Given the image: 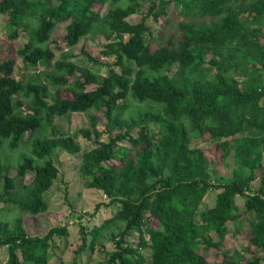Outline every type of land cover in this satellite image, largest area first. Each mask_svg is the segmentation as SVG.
<instances>
[{"label":"trees","instance_id":"trees-1","mask_svg":"<svg viewBox=\"0 0 264 264\" xmlns=\"http://www.w3.org/2000/svg\"><path fill=\"white\" fill-rule=\"evenodd\" d=\"M108 2L0 0L7 29L0 51L10 52L0 59V151L32 145V155L20 156L16 165L0 159V201L20 210L0 219L7 263L50 264L54 236H69L66 226L30 235L24 215L49 209L46 194L60 172L53 153L82 151L80 136H94L97 144L83 150L80 166L85 186L108 199L96 211L108 204L116 212L94 228L91 240L81 227L77 252L94 249L110 224H124L109 257L93 264H211L206 251L244 223L257 250L245 247L233 260L225 253L222 264L264 263V0H149L148 13L136 23L129 18L141 11L140 0H111L104 12ZM151 16L164 18L165 28L175 25L167 38L155 39ZM63 24L61 44L54 35ZM22 31L29 39L16 46ZM98 34L108 40L102 56L114 61L103 65L87 52L97 70L81 67L70 49ZM102 66H108L106 75ZM98 112L106 117L105 130L116 132L108 141L101 140ZM69 113L87 114L89 125L74 133L58 130L55 118ZM193 138L213 142L224 159L233 153L231 181H211L212 160L204 147L191 145ZM125 140L130 147L117 149ZM29 172L34 175L26 183ZM17 189L20 198L13 196ZM211 190L218 191L212 205L205 201ZM238 196L245 198V215L234 211Z\"/></svg>","mask_w":264,"mask_h":264},{"label":"rangeland","instance_id":"rangeland-1","mask_svg":"<svg viewBox=\"0 0 264 264\" xmlns=\"http://www.w3.org/2000/svg\"><path fill=\"white\" fill-rule=\"evenodd\" d=\"M111 0H109L110 2ZM142 3L141 11L132 15L129 20L133 23L139 22L141 18L148 13L150 2L149 0H140ZM108 2L107 6L103 8L105 12L110 5ZM124 4V2L122 3ZM99 7V5H97ZM174 3L168 5L169 13L174 11ZM164 18L155 20L152 16L148 18L147 23L152 30L153 36L156 38L162 37L167 38L169 33L174 30L175 25L172 24L165 28L163 26ZM66 24L60 25L55 31V38L59 43H64V33ZM149 33L147 38L151 44L152 49L158 47V42L154 40ZM128 36H126L127 38ZM0 38L7 40V29L4 14L0 13ZM29 39V35L26 32H21V35L16 42V46H24ZM264 41V38H262ZM108 40L102 35H89L88 37L82 39L78 45L71 48L70 51L75 54L74 61L81 67L90 68L92 70H97V65L91 64L88 61L87 52L101 61L103 65L111 64L114 59L111 57H103L101 51L104 49V45ZM14 45V46H15ZM13 46V47H14ZM54 47L55 44H52ZM1 47V44H0ZM7 49V47H3ZM15 48V47H14ZM86 49V50H83ZM10 52L7 50L0 51V59L8 56ZM18 64L16 67V75L18 78H22L25 75L24 64L22 59L17 57ZM39 69H43L42 67ZM176 67H174V70ZM108 71V66H102L100 69L101 75H106ZM37 73V72H36ZM30 74H35V70H31ZM28 76V75H27ZM25 77V76H24ZM95 85L89 86L88 89L93 88ZM136 103V102H135ZM138 103H136L137 105ZM140 105V104H139ZM99 118V129L104 133L101 140L108 141L112 132L106 131V117H104L102 112H98ZM58 130L60 129L65 133H74L82 127L89 125L88 115L85 113H69L63 117L55 118ZM153 131H156V125L152 126ZM28 139V137H27ZM94 136L92 138H85L80 136V142L82 144V151L70 153L65 151L56 150L53 153V157L59 167V175L56 182L53 184L51 189L47 192L46 197L49 203V209L39 215L25 214V225L27 231L30 235H45L53 227L66 226L69 229V236H54V242L51 244L49 249V262L50 264H72L74 260H77L79 264H93L95 260L104 259L105 256L109 257V251L113 250L115 243L113 241L115 234L123 229L122 222L117 221L106 227L99 239L94 249L87 248L84 251L78 253L77 249L83 243V233L81 227H85L86 231L89 233V239H92V235L95 227L101 226L106 219L110 218L116 212V206H106L102 205L96 211V205L98 203L105 204L104 201L108 199L102 193V191L87 188L85 186V180L81 176L80 166L82 160V154L84 149H92L97 144L94 141ZM191 145L201 146L207 150L209 157L212 162L210 163V179L213 183H226L233 179L234 177V167L236 165L233 153L227 158L222 157V151H217L215 144L210 140H205L201 138H193ZM125 147H130L128 141L120 143V147L117 149H122ZM22 155H32V145L22 143L16 150L11 151L6 148L0 151V159L9 157L17 164L18 159ZM17 169L14 166L11 169V174L16 175ZM34 173L29 172L26 176L24 182L29 183L33 178ZM258 183V181H255ZM216 190H211L209 195L206 196V204H214L217 195ZM14 198H20L22 196V191L14 190ZM0 219H13L16 217L20 210L16 208L14 204H7L4 201H0ZM234 211L237 213H242L245 215V198L243 196L237 197L236 206ZM238 222H232V228H236ZM213 235H215L213 233ZM215 239L218 237L215 235ZM252 231L246 223L243 224L241 230L237 232H230L224 238L222 246L219 248H211L206 251L209 261L211 264H222L223 259L226 257L230 260L234 259L236 251L243 252L245 247L252 245ZM133 241H139V237H134ZM251 252L256 251L257 248L251 246ZM251 252L248 256H251ZM148 253V252H147ZM246 255V257H248ZM8 250L6 246L0 247V264H8Z\"/></svg>","mask_w":264,"mask_h":264},{"label":"built area","instance_id":"built-area-1","mask_svg":"<svg viewBox=\"0 0 264 264\" xmlns=\"http://www.w3.org/2000/svg\"><path fill=\"white\" fill-rule=\"evenodd\" d=\"M246 193H249V191H246ZM261 254V253H260ZM262 264H264V263H262Z\"/></svg>","mask_w":264,"mask_h":264}]
</instances>
